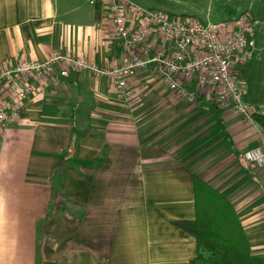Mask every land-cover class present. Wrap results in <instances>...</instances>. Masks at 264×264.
I'll return each instance as SVG.
<instances>
[{"label": "crops", "instance_id": "obj_1", "mask_svg": "<svg viewBox=\"0 0 264 264\" xmlns=\"http://www.w3.org/2000/svg\"><path fill=\"white\" fill-rule=\"evenodd\" d=\"M104 11L103 0H0V66L55 50L112 65L120 51ZM55 76L0 128V264H202L174 224L197 212L240 231L250 262L264 264V168L243 157L264 149L256 123L204 97L185 105L148 75L128 82L132 104L102 78ZM144 96L168 118L134 134L126 116ZM193 175L230 207L195 205Z\"/></svg>", "mask_w": 264, "mask_h": 264}, {"label": "built area", "instance_id": "obj_2", "mask_svg": "<svg viewBox=\"0 0 264 264\" xmlns=\"http://www.w3.org/2000/svg\"><path fill=\"white\" fill-rule=\"evenodd\" d=\"M109 41L119 49L117 62L99 65L66 50L50 52L42 60L22 59L0 66V128L16 124L25 99L41 79L67 71L85 72L109 83L121 100H129V81L146 74L161 82L183 104L200 97L231 109L245 123L263 104L242 100V68L255 54L249 11L232 19L203 22L168 16L140 7L132 0H103ZM57 79V78H56ZM258 105V106H257ZM246 161L264 168V149L254 146L243 153Z\"/></svg>", "mask_w": 264, "mask_h": 264}, {"label": "rangeland", "instance_id": "obj_3", "mask_svg": "<svg viewBox=\"0 0 264 264\" xmlns=\"http://www.w3.org/2000/svg\"><path fill=\"white\" fill-rule=\"evenodd\" d=\"M132 1L144 9L157 11L168 16L189 17L193 20L203 22H218L226 19H232L242 10L249 11L251 18L255 21L251 27L254 29L255 49L260 47V59L256 60L254 57L248 60L244 66L243 74L239 77L240 80L238 84L242 92V100L249 103L264 102V0ZM140 75L145 77L149 76L143 74ZM151 83H153V81L147 82V85H145L142 90H144V92L151 90L152 85H150L151 88L147 87L148 84ZM135 92L131 91L130 99L132 98V95H136ZM136 101L137 100H135V102ZM149 102L150 100L147 99L146 96H144V101L139 99L138 103H142V107L135 111L131 110L129 116H126L128 124L132 126L133 130L134 128L136 129L134 131L131 129V133L136 134L138 132V127H148L155 121L167 120L168 112L161 110L160 106H157L156 109L153 105L148 107ZM128 103L132 104L130 101ZM124 127L125 126H123V128Z\"/></svg>", "mask_w": 264, "mask_h": 264}, {"label": "trees", "instance_id": "obj_4", "mask_svg": "<svg viewBox=\"0 0 264 264\" xmlns=\"http://www.w3.org/2000/svg\"><path fill=\"white\" fill-rule=\"evenodd\" d=\"M252 117L264 134V109H257ZM192 183L195 205L220 204L230 207L229 200L200 177L193 175ZM198 206H195V209H198ZM174 224L193 236L196 246L194 263L252 264L243 250L246 243L240 231L235 232L232 228L226 230L214 218L206 214L199 216L198 212L192 221H175ZM240 236L242 243L237 241Z\"/></svg>", "mask_w": 264, "mask_h": 264}]
</instances>
